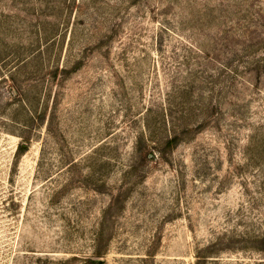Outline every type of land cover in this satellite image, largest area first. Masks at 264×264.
<instances>
[{"label": "rangeland", "instance_id": "rangeland-1", "mask_svg": "<svg viewBox=\"0 0 264 264\" xmlns=\"http://www.w3.org/2000/svg\"><path fill=\"white\" fill-rule=\"evenodd\" d=\"M0 264H264V0H0Z\"/></svg>", "mask_w": 264, "mask_h": 264}, {"label": "trees", "instance_id": "trees-1", "mask_svg": "<svg viewBox=\"0 0 264 264\" xmlns=\"http://www.w3.org/2000/svg\"><path fill=\"white\" fill-rule=\"evenodd\" d=\"M170 144H173L174 142L172 141V142H170V141H168Z\"/></svg>", "mask_w": 264, "mask_h": 264}]
</instances>
